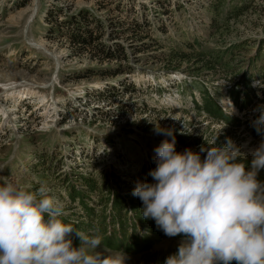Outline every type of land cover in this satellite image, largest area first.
<instances>
[{
    "label": "rangeland",
    "instance_id": "1",
    "mask_svg": "<svg viewBox=\"0 0 264 264\" xmlns=\"http://www.w3.org/2000/svg\"><path fill=\"white\" fill-rule=\"evenodd\" d=\"M211 1L0 0L3 174L30 184L32 190L42 184L58 190L68 204L66 223L89 221L85 199L95 209L90 223L98 225L106 217L112 230L109 193L113 189L127 200L137 198L132 195L137 182L145 181L156 167L154 149L171 139L157 135V126L172 130L177 151L199 152L202 146L211 147L208 143L218 135L216 145L231 138L250 161L251 152L264 141V131L254 133L264 110V0H254L243 15L230 16L225 25L213 21L207 8ZM233 2L226 0V5ZM80 10L90 16L87 27H100L97 43L122 45L127 60L101 58L93 47L70 38L72 27L63 21ZM135 22L145 24L142 34L150 39L142 43L132 35ZM171 49L190 57L172 68ZM217 54H222L224 64L214 60ZM243 78L250 79L247 104L240 95L246 90ZM205 87L231 115L230 99L235 107L231 116L239 123L212 119L196 106ZM231 87L239 92L243 109L231 96ZM259 176L264 180V171ZM84 177L96 181L94 191L87 189ZM72 185L84 189V199L72 198ZM125 212L130 225L132 210ZM136 227L139 238L152 229L140 221ZM87 228L98 234L90 224ZM128 229L131 238L134 227ZM71 238L80 244L79 237ZM181 238L163 234L143 251L102 243L97 251L104 256L124 252L126 264H164Z\"/></svg>",
    "mask_w": 264,
    "mask_h": 264
},
{
    "label": "clouds",
    "instance_id": "2",
    "mask_svg": "<svg viewBox=\"0 0 264 264\" xmlns=\"http://www.w3.org/2000/svg\"><path fill=\"white\" fill-rule=\"evenodd\" d=\"M256 124L264 131V110ZM154 131L171 139L154 149L152 182L138 181L132 195L142 202L143 219L182 237L164 264H264V141L249 161L231 138L216 145L217 135L199 152L177 151L172 130ZM3 173L0 166V264H126L124 252L97 251L98 234L65 222L68 204L58 190L47 184L32 190Z\"/></svg>",
    "mask_w": 264,
    "mask_h": 264
},
{
    "label": "trees",
    "instance_id": "3",
    "mask_svg": "<svg viewBox=\"0 0 264 264\" xmlns=\"http://www.w3.org/2000/svg\"><path fill=\"white\" fill-rule=\"evenodd\" d=\"M254 0H236V2H233L232 5H226V0H212L211 4L207 6L209 11L213 13V21L215 24H228L227 19L230 18V16L234 18H238L241 15L244 14L249 8L250 5L253 3ZM224 6H227L228 8L224 10ZM225 11V12H224ZM79 13L77 15H70L69 17L66 18V21H63V25L65 24L67 28H70V33L69 35L71 36L70 38L81 45L82 47H93L94 51L98 55H102L101 58H106V59H113V58H118L120 60L125 59L127 60L128 55L125 51V48L120 45L118 48H111V46H107L105 43H97L100 39V30H94L92 28L87 27L86 21L90 18V16L85 15L84 10L78 11ZM224 16H220V15ZM220 18L223 19V21H220ZM90 20V19H89ZM96 20V19H95ZM136 25H133L130 27L132 35L134 37L140 38L142 43L144 42V38L150 39L149 36L143 35L142 34V27L147 29L145 24L135 22ZM229 28V26H227ZM226 27V28H227ZM228 28L226 30H228ZM141 34V35H140ZM199 41L197 42V44ZM109 45V44H108ZM142 48V46H140ZM261 53H258L257 56H260ZM190 57L189 54H187L185 51L181 50H174L171 49L168 57V62L172 63L170 65L172 68H178L181 65V62H183L186 59H189ZM197 60V59H196ZM199 60V59H198ZM214 60L216 62H220L224 64V57L222 54H217L214 57ZM198 62V61H197ZM199 63V62H198ZM213 66V65H212ZM210 67V65H209ZM250 79H244L242 80V84L244 85V88L246 89L245 92L240 93L243 94V100L245 101V104L249 102V95L251 93V87H250ZM231 96L236 102V105L239 108L243 109V106L239 103V92L231 87ZM247 98V99H246ZM196 106L205 111L209 116L212 117V119L216 120H224L227 123L231 122H236L239 123V119L233 118L229 113H226L222 106L216 101L214 96L210 93V91L205 87L204 91L202 93L201 101L198 99L195 100ZM254 133L258 134V127H255ZM264 170H261L263 172ZM260 172V173H261ZM151 177L148 175L147 179L145 181L150 182ZM259 179H261V176H259ZM84 181L86 183L87 189L89 191H94L97 188L96 181L93 180L91 177H84ZM69 193L71 194L73 199H76V195L82 196L84 199L85 197V192L84 189L77 190L74 185L70 187ZM84 188V187H82ZM81 191V192H80ZM112 193H109L108 199L111 203V213H110V219L109 221L110 224H113V229L108 230V225H107V219L106 217H103L102 220L98 225H93L90 223V221L95 218V209L89 205L87 201L82 200V204L84 207V211L87 214L88 219H85L83 221L75 222L71 221L73 223L74 227L77 228L80 231H85L87 235H90L91 233L89 232V228H87V224H90V226H93L94 228L98 229V234L101 235V240L102 243L107 245L108 247L111 248H119L122 246V248L126 249V251H130L132 249H135L136 251H143L151 248V245L153 244L152 242L160 239L161 236L164 234L161 230H157L156 224L154 220H145L142 217V202L134 197H131L130 199H126L125 196H122L120 193L116 192L115 190L112 189ZM112 196V198L110 197ZM127 200V201H126ZM125 210H132L133 217H131L132 223L129 225L127 222V213ZM133 219L136 221H133ZM141 224H146L149 227H152L151 231L144 233L142 238L137 237V232H136V225L137 223ZM66 222V221H65ZM119 223V228H116V223ZM129 226H133L134 230L132 231V237L127 238V234L129 232ZM119 232V234H118ZM75 238L77 237L75 233H72ZM92 235V234H91ZM118 245H115L117 244ZM120 244V245H119ZM131 246V247H130Z\"/></svg>",
    "mask_w": 264,
    "mask_h": 264
}]
</instances>
